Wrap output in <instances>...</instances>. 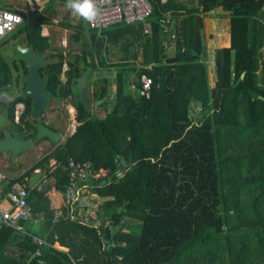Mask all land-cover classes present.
<instances>
[{
	"label": "trees",
	"instance_id": "16d2710c",
	"mask_svg": "<svg viewBox=\"0 0 264 264\" xmlns=\"http://www.w3.org/2000/svg\"><path fill=\"white\" fill-rule=\"evenodd\" d=\"M65 2L47 0L42 13H29L30 20L0 41V88L23 86L29 65L17 56L8 62L3 54L19 39L35 56H46L40 73L50 101L71 99L78 126L31 171L0 182V201L9 200L16 185L26 186L39 168L54 178L53 190L63 193L68 159L89 162L111 170L96 190L110 198L98 213L110 226L102 227L100 236L74 222H53L48 194L27 185L33 217L44 215L39 227L24 221L27 231L50 245L56 235L67 251L49 246L41 258H32V238L1 227L0 264H68L70 259L77 264H264V0H148L147 33L136 23L99 33L78 17L75 24L59 26L72 32L69 42L79 52L69 58L62 52L46 55L50 37L42 35V27L55 25L54 5ZM207 17L228 18L230 35L229 48L210 54L211 65ZM112 48L119 52L117 61L111 60ZM208 66H213V86ZM97 71L114 76L97 79ZM84 73L93 103L104 101L99 109L108 112L105 118L86 113L79 101L77 79ZM142 76L152 80L148 98L139 93ZM18 104L24 110L16 123ZM31 112V100L20 92L11 105H0L7 129L19 139L37 142L40 124L60 133L45 124L46 112L40 122ZM52 159L54 171L48 168ZM120 160L130 166L118 176Z\"/></svg>",
	"mask_w": 264,
	"mask_h": 264
},
{
	"label": "built area",
	"instance_id": "2783aa9c",
	"mask_svg": "<svg viewBox=\"0 0 264 264\" xmlns=\"http://www.w3.org/2000/svg\"><path fill=\"white\" fill-rule=\"evenodd\" d=\"M165 1V0H162ZM40 0H23L25 6L23 9L15 8L10 10L5 6H0V41L9 36L24 20L28 19V13L39 12L42 9L39 5ZM98 6L101 8V15L96 21L88 23V26L101 33L110 26L126 23V24H143L144 32L149 31L146 24L147 18L151 14V6L148 0H97ZM28 14V15H27ZM67 69V68H66ZM141 88L139 90L141 97L148 98L152 80L149 77L142 76L140 79ZM131 90H135V85H131ZM116 91L113 90L109 98L110 104L113 106L115 102ZM14 98L10 92L0 90V105L9 106L13 103ZM24 107L22 104L15 106V122L18 123ZM75 128H73L74 131ZM68 180L64 193V212L57 211L54 221L62 217L65 221L74 222L82 226L96 229L101 236L102 227H109L110 221L102 222L99 218L100 202L96 192L93 189L101 186L102 182L107 180L110 170L105 168L96 169L89 162H78L69 159L67 162ZM0 176V180L3 179ZM29 193L27 189L17 186L14 192L9 196L10 209L0 208V228L11 227L23 236H30L36 251L32 258L39 259L42 257V251L45 247H52L59 251H67L57 243V236L54 235L55 242L50 245L46 238L36 236L27 231L22 224L24 221H32L38 225L40 219L34 218L31 208L27 203ZM124 221L121 222V224ZM116 245H119L118 243ZM124 245V244H121ZM111 244L110 247H113ZM40 264L43 262L40 260ZM68 264H77V261L70 259Z\"/></svg>",
	"mask_w": 264,
	"mask_h": 264
},
{
	"label": "rangeland",
	"instance_id": "374dc122",
	"mask_svg": "<svg viewBox=\"0 0 264 264\" xmlns=\"http://www.w3.org/2000/svg\"><path fill=\"white\" fill-rule=\"evenodd\" d=\"M46 1L47 0H40L39 5L45 4ZM16 5L18 9H23V0H0V6H16ZM54 9L57 13L56 20L54 21L55 25L51 27L43 26L42 32H41V33H47L48 31V35L50 36V49L48 50L46 55H56L57 53L62 52L64 57L69 58L70 53L72 54L78 53L80 49L77 44H74L73 42H69V37L72 32L70 30H66L62 28L59 25H61L62 23L63 24H75L78 19V16H75L72 13L68 15L69 14L68 9L64 5H61L59 3H56L54 5ZM210 17H207L204 19L205 45H206V48L208 49L207 50L208 53H209V50L211 52L214 49L213 44H214L215 38H217V41H218L219 38H223L225 36L224 35L225 19L221 21L220 20L213 21V19ZM28 19L30 20V17H28ZM218 24H221V25H218ZM227 34H228V31H227ZM9 37L10 36H7L4 39H7ZM17 41H19V39H16L14 42L10 41V43L7 45L8 48L13 49V46L17 43ZM19 42L21 46H25V44L22 41H19ZM112 49H113L114 54L111 55V60L117 61L119 59L118 57L119 52L116 48H112ZM167 53L171 54L170 51H168ZM14 59L16 60L17 57H15ZM54 60H55L54 58L50 59V61H54ZM10 61L11 59L9 58L8 62ZM212 62L213 61L211 60V58H207L208 65H211ZM208 72H209L210 85L213 86V83H212L213 74H214L213 66H208ZM63 80H65V78H63ZM21 86L19 88L14 87L12 91H10V94L13 98L17 97L19 92H21ZM91 89H92V85L86 86L87 91H91ZM75 90H77V88ZM87 96H88L89 104L91 105L90 115L100 117V118H105L108 112H106L104 108L99 109L98 112H93L92 105L95 103H93L92 101L90 92L87 94ZM177 105L179 107V111H183L184 109L183 100L178 99ZM75 116H76V111L72 106L71 99H68L64 102L53 100L49 108L47 109L44 117L50 126H53L60 131V133L64 137L63 141H65L68 137L74 134L78 126L75 121ZM38 121L40 122L41 119ZM73 128H75L74 131H73ZM49 151L50 149H47L44 152V155L48 153ZM27 153L28 154H26L25 158L23 156L22 158H19L17 161H15V159H13L11 155H7L4 157L1 156L0 157V169H2L3 172L7 173L10 176H17L18 174L21 173V170L24 167L26 168L28 166H31L33 163L39 161L43 155L42 151H40L36 147L32 148L31 150H27ZM102 201L105 202L106 200L102 198ZM0 208L5 209L3 207H0Z\"/></svg>",
	"mask_w": 264,
	"mask_h": 264
},
{
	"label": "water",
	"instance_id": "95a60500",
	"mask_svg": "<svg viewBox=\"0 0 264 264\" xmlns=\"http://www.w3.org/2000/svg\"><path fill=\"white\" fill-rule=\"evenodd\" d=\"M4 56L9 58L19 57L21 60L26 62L29 65L28 72L23 78V86L21 88V96L26 97L31 100L32 103V112L31 115L34 120H40L43 117V114L49 108L51 101L49 98L48 90H46L45 80L40 73V65L45 59V55L35 56L32 52L31 47L21 46L20 44H15L13 49H7L4 51ZM104 77H113V72H101L97 71L95 77L101 78ZM86 79L87 73H84L77 83L80 90L79 101L84 108L85 112L90 114L91 105L89 104L87 90H86ZM14 84L4 85L0 88L3 91H12ZM104 104V101L96 102L92 105L93 112H98L99 107ZM3 118L0 116V128H2L0 138V152L8 151L10 152L13 159L18 157L23 151L32 147V141L19 139L15 137L8 129H3ZM49 139L54 144L60 143V134L52 131L48 127L40 124L38 125V131L36 136V141L42 139ZM122 171H125L127 167L130 166V163H126L123 160H120V165ZM43 173H35L29 179V188L33 190L40 179L42 178Z\"/></svg>",
	"mask_w": 264,
	"mask_h": 264
},
{
	"label": "crops",
	"instance_id": "0c3cea01",
	"mask_svg": "<svg viewBox=\"0 0 264 264\" xmlns=\"http://www.w3.org/2000/svg\"><path fill=\"white\" fill-rule=\"evenodd\" d=\"M45 4H46V2H45ZM45 4H43V5H40V8L42 9V11H43V9H44V5ZM23 6H25L24 5V3H23ZM5 8H12L13 10L15 9V8H17V5L16 6H5ZM42 11H41V13H42ZM222 15H224L223 13H221ZM29 17V16H28ZM214 21H216V20H214ZM219 21V20H218ZM221 21V20H220ZM228 21H227V19H225V24H224V26H225V30H224V37L223 38H219L218 39V41H217V38H215V40H214V49L210 52V50H209V53L210 54H212V52L214 51V50H219V49H225V48H229V46H230V35H229V27H228ZM218 25H221V24H218ZM49 27H51V26H49ZM44 30V29H43ZM227 31H228V34H227ZM43 34V36H49L48 35V31H47V33H42ZM50 37V36H49ZM208 50V49H207ZM208 53V51H207V55H208V57L209 58H211V60L213 61V58L210 56V54ZM212 83H213V80H212ZM0 116H2V118H3V128L4 129H7L8 128V123L7 122H5V118H4V116H3V114L2 113H0ZM45 124L46 125H48V126H50L48 123H47V121L45 120ZM53 127V126H52ZM55 128V127H54ZM13 134V133H12ZM60 134V143H63L64 141V137H63V135L61 134V133H59ZM14 135V134H13ZM59 143V144H60ZM58 144H54V143H52L49 139H42V140H40V141H37V142H33L32 141V147L31 148H29V149H27V150H31L32 148H34V147H36L37 149H39L40 151H42V153H43V155H42V157H41V159L47 154H45L44 155V152L47 150V149H50V151H52V150H54L56 147L55 146H57ZM27 150H25V151H23L20 155H18V157H16L15 158V161H17L19 158H22L23 156H24V158H25V156H26V154H28L27 153ZM7 155H11L10 154V152H8V151H4V152H0V157L2 156V157H4V156H7ZM40 159V160H41ZM39 160V161H40ZM69 160V159H68ZM73 160V159H72ZM39 161H37V162H35V163H33L31 166H28V167H24L22 170H21V173L20 174H18L17 176H10V175H8L7 173H5V172H3L2 171V169H0V176H3L4 178L3 179H1L0 180V182H2V181H7V182H10V180H12V179H18V178H20V177H22V176H24L26 173H28L29 171H31L33 168H34V166L39 162ZM51 163H50V165L48 166V168H50V170H52V171H54L55 170V168H56V166H57V164H56V160L55 159H52L51 161H50ZM68 162V161H67ZM63 169H64V171L66 172V175L68 174V167H67V163L63 166ZM105 169H108V168H105ZM110 170V169H109ZM39 172H41V173H43V175H42V178L40 179V181L38 182V184H37V186L35 187V188H38V190L39 191H41V192H43V193H47L48 194V197H49V199H50V207L54 210V217H55V214L57 213V211H59V210H61L62 212H64V193H65V190H64V192L63 193H57V192H55L54 190H53V186H54V182H55V180H54V178H49V177H47V174H46V169H41V168H39V169H36L32 174H31V176L33 175V174H35V173H39ZM110 172H111V170H110ZM124 173V171H122V169L120 168V169H118V172H117V175L118 176H121L122 174ZM31 176H29V177H27L26 178V184L28 185V187H29V179H30V177ZM109 177H110V175H109ZM108 179V178H107ZM67 180H68V177H67ZM106 182H107V180H105V181H103V184L101 185V186H96V188L95 189H93V190H95V192L97 193V195H98V199H99V202H100V204L101 205H103V201H102V198H104L106 201H107V199H110L109 197L107 198V197H104V196H102V195H100L96 190L97 189H100V188H102L105 184H106ZM26 185V186H27ZM17 186H20V185H16L15 187H17ZM26 186H20V187H23V188H25V189H27L26 188ZM67 186V185H66ZM14 187V188H15ZM14 188H13V191H12V193L14 192ZM34 188V189H35ZM45 188V189H44ZM30 189V188H29ZM33 189V190H34ZM65 189H66V187H65ZM31 190V189H30ZM1 192V191H0ZM11 193V194H12ZM10 196V195H9ZM0 207H3V208H5V209H10V207H11V205L9 204V200H5V201H0ZM32 211V210H31ZM44 215L42 214V215H40L39 216V218L38 219H40V221H39V223H38V225H36V226H40L41 224H42V222L44 221ZM54 217H53V222H56V221H58L59 219H62V220H64L62 217H60V218H58V220H56V221H54ZM65 221V220H64ZM22 224L24 225V223L22 222ZM34 224V223H33ZM35 225V224H34ZM25 226V225H24ZM26 227V226H25ZM11 228V227H10ZM13 229V228H12ZM14 230V229H13ZM18 233V232H17ZM19 234V233H18ZM40 237H42V236H40ZM54 237V236H53ZM45 238V237H44ZM58 243V242H57ZM59 244V243H58ZM66 249V248H65ZM35 251H36V249H35ZM34 254V253H33ZM32 254V255H33ZM3 261H0V263H2Z\"/></svg>",
	"mask_w": 264,
	"mask_h": 264
},
{
	"label": "clouds",
	"instance_id": "9594fccd",
	"mask_svg": "<svg viewBox=\"0 0 264 264\" xmlns=\"http://www.w3.org/2000/svg\"><path fill=\"white\" fill-rule=\"evenodd\" d=\"M65 7L75 16L88 23L97 20L101 15V8L97 0H66Z\"/></svg>",
	"mask_w": 264,
	"mask_h": 264
},
{
	"label": "flooded vegetation",
	"instance_id": "af4514ba",
	"mask_svg": "<svg viewBox=\"0 0 264 264\" xmlns=\"http://www.w3.org/2000/svg\"><path fill=\"white\" fill-rule=\"evenodd\" d=\"M14 42V41H13Z\"/></svg>",
	"mask_w": 264,
	"mask_h": 264
}]
</instances>
